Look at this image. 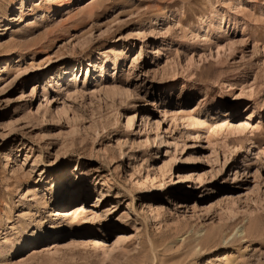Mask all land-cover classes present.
Wrapping results in <instances>:
<instances>
[{"label": "rangeland", "instance_id": "obj_1", "mask_svg": "<svg viewBox=\"0 0 264 264\" xmlns=\"http://www.w3.org/2000/svg\"><path fill=\"white\" fill-rule=\"evenodd\" d=\"M0 264H264V0H0Z\"/></svg>", "mask_w": 264, "mask_h": 264}, {"label": "bare ground", "instance_id": "obj_2", "mask_svg": "<svg viewBox=\"0 0 264 264\" xmlns=\"http://www.w3.org/2000/svg\"><path fill=\"white\" fill-rule=\"evenodd\" d=\"M224 123V122H223ZM198 124H199V122H198ZM218 126H221V125H218ZM217 127V126H216ZM218 128V127H217ZM154 180V179H153ZM155 208V207H154ZM158 208V207H157ZM79 209V208H78ZM77 209V210H78ZM81 209V208H80ZM71 210V209H70ZM80 211V210H79ZM69 211H66L65 213H66V215H69V216H72V217H74V216H77V212H76V210L74 211V212H72V213H68ZM81 213V212H80ZM152 215V214H151ZM241 233H243V231L241 232ZM240 233V234H241Z\"/></svg>", "mask_w": 264, "mask_h": 264}]
</instances>
